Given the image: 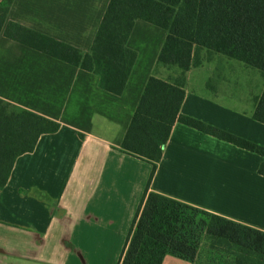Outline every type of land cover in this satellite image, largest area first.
I'll list each match as a JSON object with an SVG mask.
<instances>
[{"label": "crops", "instance_id": "0c3cea01", "mask_svg": "<svg viewBox=\"0 0 264 264\" xmlns=\"http://www.w3.org/2000/svg\"><path fill=\"white\" fill-rule=\"evenodd\" d=\"M109 4L15 0L8 20L87 54ZM166 38L136 22L128 46L138 58L116 96L101 89L98 75L0 36V99L60 125L17 159L0 191V264H119L153 170L122 144L150 77L181 76L158 64ZM215 57L203 50L201 65L185 74L181 114L264 147V124L253 118L264 75ZM263 163L264 156L178 122L150 192L264 232ZM219 244L206 237L195 264H210ZM181 263L192 264L171 255L163 262Z\"/></svg>", "mask_w": 264, "mask_h": 264}, {"label": "trees", "instance_id": "16d2710c", "mask_svg": "<svg viewBox=\"0 0 264 264\" xmlns=\"http://www.w3.org/2000/svg\"><path fill=\"white\" fill-rule=\"evenodd\" d=\"M14 1L0 0V36L98 75L101 89L116 96L123 95L138 58L128 46L136 22L167 32L158 64L177 68L181 76L173 81L150 77L122 144L123 153L150 163L153 170L119 264H163L168 255L195 264L206 237L228 248L227 264H254L250 255L264 261L263 231L150 192L178 122L264 156V147L181 114L185 74L201 65L203 50L264 75V0H110L87 54L9 21ZM253 118L264 124V91L256 100ZM59 129L58 123L0 99V191L7 186L17 159L32 153L42 135ZM259 174L264 176V163ZM208 261L214 263L215 258Z\"/></svg>", "mask_w": 264, "mask_h": 264}, {"label": "rangeland", "instance_id": "374dc122", "mask_svg": "<svg viewBox=\"0 0 264 264\" xmlns=\"http://www.w3.org/2000/svg\"><path fill=\"white\" fill-rule=\"evenodd\" d=\"M209 54L215 59V58H217V57H215V56H219V58H220V60H224V62H226V63H223L224 64V66L225 65H236V66H238V65H243V63L242 62H239V61H237V60H233V59H230V58H227V57H225V56H223V55H220V54H216V53H210L209 52ZM208 66H209V68H212V67H214L215 66V62H209L208 63ZM251 68V70H252V72H259L260 74H263L261 71H259L258 69H255V68H252V67H250ZM203 72H205V71H203ZM209 86H212V83H210L209 84ZM217 249H218V252H217V250L215 251V252H213V251H209L210 253H208L209 254V256H208V258L212 261V259L213 258H215V262L213 263V262H211V264H227V260H229V258L231 257V253H230V251H228V248L224 245V243L223 244H219L218 246H217ZM219 249L221 250V252L219 251ZM205 257H206V255H205ZM249 259H252V260H254L255 261V263L254 264H264V261H260V260H258L257 258H255L254 256H252V255H250L249 256ZM180 262H182V261H180ZM183 263V262H182ZM181 263V264H182ZM188 264V263H187Z\"/></svg>", "mask_w": 264, "mask_h": 264}]
</instances>
